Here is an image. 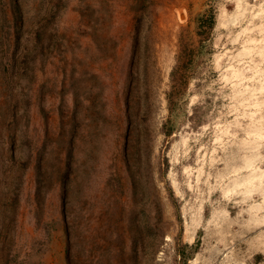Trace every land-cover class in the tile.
Returning a JSON list of instances; mask_svg holds the SVG:
<instances>
[{
  "label": "rangeland",
  "instance_id": "374dc122",
  "mask_svg": "<svg viewBox=\"0 0 264 264\" xmlns=\"http://www.w3.org/2000/svg\"><path fill=\"white\" fill-rule=\"evenodd\" d=\"M0 264H264V0H0Z\"/></svg>",
  "mask_w": 264,
  "mask_h": 264
},
{
  "label": "bare ground",
  "instance_id": "6f19581e",
  "mask_svg": "<svg viewBox=\"0 0 264 264\" xmlns=\"http://www.w3.org/2000/svg\"><path fill=\"white\" fill-rule=\"evenodd\" d=\"M256 155H257V154H256ZM255 157H256V156H255ZM255 157H254V158H255ZM254 158H252V159L254 160ZM252 159L247 160V162H246V165H247V166H250V165H251V163H252ZM248 182H250V180H248ZM239 185H240V183H239ZM193 236H194V235L191 236V240H193V238H194ZM115 245H116V244H115ZM110 250H111V249H110ZM119 251H120V250H119ZM119 251H118V252H119ZM119 254H120V253H119ZM115 255H116V254H115ZM110 256H111V255H110ZM110 258H111V257H110ZM114 259H115V257H114ZM113 262H114V261H113ZM119 263H120V262H119ZM122 263H123V262H122ZM124 263H125V262H124Z\"/></svg>",
  "mask_w": 264,
  "mask_h": 264
},
{
  "label": "trees",
  "instance_id": "16d2710c",
  "mask_svg": "<svg viewBox=\"0 0 264 264\" xmlns=\"http://www.w3.org/2000/svg\"><path fill=\"white\" fill-rule=\"evenodd\" d=\"M211 20H212L211 26H213V24H214V21H213V20H214V19H211Z\"/></svg>",
  "mask_w": 264,
  "mask_h": 264
}]
</instances>
